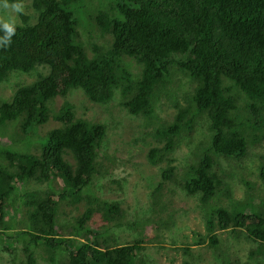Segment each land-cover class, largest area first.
I'll return each mask as SVG.
<instances>
[{"label": "trees", "instance_id": "1", "mask_svg": "<svg viewBox=\"0 0 264 264\" xmlns=\"http://www.w3.org/2000/svg\"><path fill=\"white\" fill-rule=\"evenodd\" d=\"M76 1L30 0L31 12L20 15L23 22L18 23L12 44L0 49V83L15 74L17 79L21 73L41 75L31 83L20 82L10 100L0 103L1 132L17 124L13 133L19 132L18 139L24 141L51 115L62 123L38 136L37 140L46 138L43 145L35 144L40 153L29 148L17 151L9 144L2 147L6 164L0 169V238L9 229L8 211L16 216L11 194L18 184L48 182V190L32 191L30 200H25L31 206L27 229L21 231L26 264L35 263L33 245L43 246L51 264H143L138 254L145 239L112 245L114 236L107 239L87 228L96 213L107 224L116 223L123 214L118 202L87 191L102 174L97 158L106 126L77 117L69 100L54 113L50 104L75 89L95 103H107L118 90L120 104L129 113L152 116L161 94L175 93L185 79L195 82L191 105L178 108L173 121L161 126L157 136L165 143L152 147L147 158L157 163L173 151L182 130L194 129L197 119L205 116L211 134L208 153L184 170L181 187L205 206L220 194L230 195L219 156L249 154L250 129L261 128L254 144L264 141V0H117L95 14V23L111 41L107 46L92 43V56L79 41V16L71 9ZM32 16L35 21H30ZM127 58L142 68L140 74L126 65ZM38 66L46 71L39 72ZM260 157L259 176L264 184V155ZM174 171L170 163L162 170V178L172 180ZM82 200L84 208L78 215H69L61 207L64 201L76 205ZM205 216L211 245L219 242L217 230L239 233L245 229L246 237L264 253V216L227 206L212 207ZM57 253H62L60 262Z\"/></svg>", "mask_w": 264, "mask_h": 264}, {"label": "rangeland", "instance_id": "2", "mask_svg": "<svg viewBox=\"0 0 264 264\" xmlns=\"http://www.w3.org/2000/svg\"><path fill=\"white\" fill-rule=\"evenodd\" d=\"M29 2L30 0H24L26 14L31 12L30 7H27ZM116 3L117 0H78L71 6L74 14L79 16V41L84 44L89 56L93 55L92 43L107 46L106 42L111 41V36L102 34L95 23V14ZM30 21H35V16H32ZM22 22L23 18L18 15V23ZM126 63L132 72L140 74L142 68L132 58H127ZM37 68L39 72L46 71L44 66ZM48 70L47 67L46 73ZM19 76L17 79L15 74L7 82L0 83V103L10 100L20 82L31 83L41 75L38 77L37 72H31L21 73ZM178 76L179 74L173 77L175 82ZM194 85L195 82L185 79L183 87L175 89V93L161 94L155 101L152 116L129 113L120 104L121 96L118 90H114L113 98L107 103L89 100L81 89L72 90L66 98L58 96L51 102L52 113L60 108L64 100H69L74 105L77 117L106 126V134L98 149L97 158L100 164L98 173L100 171L102 174L95 185L94 178L87 191L101 199L118 202L123 214L117 219L116 223L119 224L116 225L107 224L101 213H96L87 228L100 231L104 237L108 236L107 239L114 236L116 240L109 242L112 245L145 239L146 245L138 254L143 264H264V253L261 254L256 242L246 237L245 229L239 233L230 229L217 230L219 242L211 245L205 228V215L212 207L227 206L232 211L247 209L258 216H264V184L259 176L264 141L253 143V138L261 135V128L250 129L249 139L246 135L249 154L242 158L219 156L221 168L225 172L222 175L231 194H220L206 206L197 195L187 194L182 189L181 176L200 155L208 153L207 144L211 134L207 117H199L194 129L182 130L173 151L157 163L153 164L147 158V153L152 147L161 148L165 143L164 139L157 136L161 126L173 121L178 108L191 105L190 93ZM61 125L62 123L51 115L47 123L40 125L36 134H30L24 141L18 139L19 132L13 133L18 129L17 124H11L4 133L0 129V169L6 164L2 147L9 144L11 149L17 151L29 148L30 152L40 153L35 144L43 145L46 138L37 140L38 136L45 135L49 130ZM70 161L76 165L72 156ZM170 163L175 166V178L166 180L162 178V170L167 169ZM2 179L0 174V181ZM22 183L18 184L16 191L11 194L14 197L11 201L16 207V216L8 211L6 218L9 229L5 231L8 236L4 233L2 239L0 238V264L27 263L28 255L24 249L25 243H22L21 231L27 229L25 222L31 206L25 203V200H30V192L42 193L51 186L47 185L48 182L38 183L34 180ZM248 197L250 200L246 204ZM83 203V200L76 205L64 201L61 207L74 216L82 213ZM202 238L205 242L200 241ZM79 239L85 240L83 237ZM99 239L102 240L101 237ZM32 249L34 264H51L42 245H33ZM57 254L56 259L62 261V253Z\"/></svg>", "mask_w": 264, "mask_h": 264}, {"label": "clouds", "instance_id": "3", "mask_svg": "<svg viewBox=\"0 0 264 264\" xmlns=\"http://www.w3.org/2000/svg\"><path fill=\"white\" fill-rule=\"evenodd\" d=\"M23 12L24 0H0V49L12 44L19 27L18 15Z\"/></svg>", "mask_w": 264, "mask_h": 264}]
</instances>
